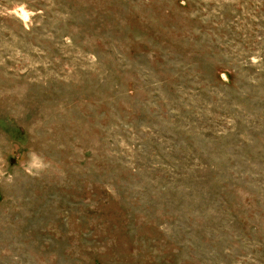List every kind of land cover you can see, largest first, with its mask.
<instances>
[{"label": "rangeland", "instance_id": "1", "mask_svg": "<svg viewBox=\"0 0 264 264\" xmlns=\"http://www.w3.org/2000/svg\"><path fill=\"white\" fill-rule=\"evenodd\" d=\"M0 264H264V0H0Z\"/></svg>", "mask_w": 264, "mask_h": 264}]
</instances>
